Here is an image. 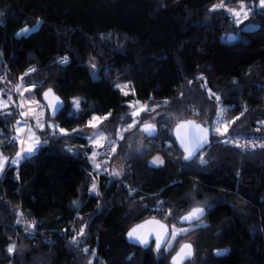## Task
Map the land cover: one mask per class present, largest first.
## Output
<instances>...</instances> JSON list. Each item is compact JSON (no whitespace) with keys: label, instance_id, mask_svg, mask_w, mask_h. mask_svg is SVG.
<instances>
[{"label":"trees","instance_id":"obj_1","mask_svg":"<svg viewBox=\"0 0 264 264\" xmlns=\"http://www.w3.org/2000/svg\"><path fill=\"white\" fill-rule=\"evenodd\" d=\"M256 1L0 0V91L8 99L0 107V264H172L185 243L192 257L184 264H264V11L252 9L251 30L231 15ZM88 47L95 72L81 60ZM18 80L38 103L53 91L63 108L28 121L40 145L12 165L23 117ZM121 81L128 95L115 87ZM74 98L83 103L73 116ZM134 103L145 106L141 117L164 114L152 136L137 126L140 144L130 139L134 129L117 138ZM93 118L116 145L98 174V196L89 193L85 132ZM187 121L210 132L190 160L173 136ZM152 156L163 163L149 165ZM197 207L203 218L169 248L172 236L159 249L127 238L149 219L183 228L180 218Z\"/></svg>","mask_w":264,"mask_h":264},{"label":"rangeland","instance_id":"obj_2","mask_svg":"<svg viewBox=\"0 0 264 264\" xmlns=\"http://www.w3.org/2000/svg\"><path fill=\"white\" fill-rule=\"evenodd\" d=\"M249 9H250V11H248V16L246 19L244 18L243 12H241L239 17L234 16L233 11H232L231 15L233 16L234 21H236V24H239L242 22L243 28L251 30V29L255 28V25L247 24L246 21H248V19H250V16H251L250 14H251L252 9H257V11L262 12V11H264V8L260 7V0H257L252 8L251 7H249V8L245 7L246 11ZM235 11H240V8L238 10H235ZM35 29H36V27L31 29L30 31H33ZM81 60L93 72L96 71V69L99 65L98 61L92 57L90 47H88L86 53L81 57ZM115 87L117 89H119L123 95H128L130 93L129 87H128L127 83H125V82H122V81L118 82L117 84H115ZM16 93H17L18 101L20 102V105L22 107V111H23L22 113H23L24 119H23V117H22V119H19L16 123V126H15V139L18 141V143L20 145V153H19V157L16 160H14L13 162H11L12 165H16L19 162V160L22 159V155L24 153H25V156H27V157L34 155L35 152L37 151L39 145H40L39 139L36 136L34 128L31 125H29V123H28V121L32 117H35V120L37 121V122L35 121L36 124L38 123V121L41 120L40 118H38L32 114V109L36 104H38V101H36L31 96L27 95L26 91L23 88H21L20 85H19V90ZM74 101H79L78 107L74 103ZM82 103H83L82 100L79 98L71 99L69 114L73 115V116L76 115L77 112L79 111V109L81 108ZM7 104H8V99H4L2 97L1 91H0V107L3 108L5 106H7ZM145 109H146L145 106H143L139 103H134L131 105L132 121L127 126L121 128V130H119V132L117 134L118 139L121 138V136L124 134V132L131 131L134 129L130 139L132 142H134L136 144H140L143 140V135L141 132H138L137 126L139 127L140 125H143L145 127L147 125H155L164 116L162 111H156V112H153L154 114H152L148 117H146V116L141 117L140 114L143 111H145ZM100 121L101 120L99 118H95V119L93 118L92 120H90L88 122V125L85 129V132L87 134L86 135L87 139H88L90 147L92 149V152L87 154V158H88V161H89V163L93 169V172L96 175H98L101 172L108 170L104 165L106 163V160H108V158L113 153V151L115 150V147H116L115 143L112 141L106 143V137L100 128ZM36 124H35V126H36ZM215 126H216V129H214V131H217L220 133L223 132L224 124L222 123L221 118L218 117V120L215 122ZM29 148H31L32 151H28ZM157 158H159V157L158 156H152L148 160V164L152 165V166L161 165V163H159V162L153 163V161L157 160ZM159 161H162V160L159 158ZM5 164H6V160L2 156H0V176H1V173L4 169ZM111 171L114 174L119 173V169L116 166V164L112 165ZM188 229H189V226H186L183 228L173 226V229L170 230V237L172 236V239L169 242L167 247L169 248L173 242V239H174L173 233L174 232L179 233L178 235H182L185 233V230L187 231ZM178 235H176V236H178ZM189 242L193 243V240H189ZM10 247L13 248L12 243H10L7 246V251Z\"/></svg>","mask_w":264,"mask_h":264},{"label":"water","instance_id":"obj_3","mask_svg":"<svg viewBox=\"0 0 264 264\" xmlns=\"http://www.w3.org/2000/svg\"><path fill=\"white\" fill-rule=\"evenodd\" d=\"M234 38H235L234 35H230L227 38V40L232 41ZM46 93H49V90L45 91L42 94L41 101L47 107L49 116L54 118L62 110L63 102L57 95L53 93V91H51V94L47 96L45 95ZM54 105L56 106L55 109L53 107ZM150 126L152 129L151 134L148 131L144 130V132L148 136H152L155 132L154 127L152 125ZM202 130H206V131H202ZM173 136L175 138V141L178 147L180 148L181 151H183L185 156L188 155V151H192L193 153L192 156L187 160L194 158L198 153H200L203 149H205L208 146L209 140H210L209 130L195 123L194 121L182 122L176 125L175 128L173 129ZM192 210H190L188 213H186L180 218L179 223L181 225L185 227L190 226L194 223L199 222L203 218L204 210H203V214L198 219H192V220H187V221L184 220L183 218L187 216ZM161 225H163L164 227H161ZM133 229H135L136 232L134 234V238H130L129 233L132 232ZM165 229H167V232L165 231ZM135 237H139V239ZM127 238L132 244H135L141 247H146L150 243L153 242L155 247H157V243H159L160 245L159 248H162L169 241L170 228L165 223H162L155 219H149L133 227L131 230H129V232L127 233ZM141 239H146L147 244H142L140 242ZM185 244L190 245L189 243H185ZM183 245L178 249V251L172 257V260H171L172 264H173V258L177 256V253L180 252V249L183 247ZM216 254L221 255L223 254V251H217ZM191 257H192V247H191V256L184 259L182 261V264H184Z\"/></svg>","mask_w":264,"mask_h":264},{"label":"snow or ice","instance_id":"obj_4","mask_svg":"<svg viewBox=\"0 0 264 264\" xmlns=\"http://www.w3.org/2000/svg\"><path fill=\"white\" fill-rule=\"evenodd\" d=\"M219 7H223V4L219 5ZM260 7H261V8H264V0H260ZM248 11H250V9L246 11V10H245V5H244L243 3H241V4H240V11H235V10H233V15L236 16V17H239L240 14H241V12H243L244 18L246 19L247 16H248ZM22 32L26 33V32H28V29H24V30H22ZM18 35H19V34H18ZM66 62H67V61H66V58H65L64 60L61 61V63H66ZM49 94H51V90H49V93H46L45 95L47 96V95H49ZM74 103L77 105V107L79 106V101H74ZM53 107H54V109H55L56 106L54 105ZM94 119H95V118H94ZM189 123H191V122H189ZM144 130H145V131H148V132L151 134L152 129H151V126H150V125L145 126V129H144ZM202 131H206V130H202ZM197 146H199V145H197ZM28 151H32V149L29 148ZM192 154H193L192 151H188V155L185 156V159H189V158L192 156ZM157 162H159V163H163V161H159V158H157V160H154V161H153V163H157ZM94 188H95V186H93V190H94ZM202 214H203V209L197 207V208H194V209H193V210H192L187 216H185L183 219L186 220V221H187V220H192V219H198ZM161 227H164V226L161 225ZM165 231L167 232V229H165ZM185 231H186V230H185ZM135 232H136V230L133 229V231L129 233V237H130V238H134V234H135ZM178 234H179V233L174 232V233H173V238H175V236L178 235ZM135 238L139 239V237H135ZM140 242H141L142 244H147V240H146V239H141ZM159 247H160V245H159V243H157V249H159ZM186 250H187V251H186ZM8 251L11 253V252L13 251V248L10 247V248L8 249ZM190 256H191V245L185 244V245H183V247L180 249V252L177 253V256L173 258V264H182V261H183L184 259H186L187 257H190Z\"/></svg>","mask_w":264,"mask_h":264},{"label":"built area","instance_id":"obj_5","mask_svg":"<svg viewBox=\"0 0 264 264\" xmlns=\"http://www.w3.org/2000/svg\"><path fill=\"white\" fill-rule=\"evenodd\" d=\"M63 64V63H62ZM34 72V68L30 67L26 70L25 75L31 74ZM6 82V79L3 75L0 76V83ZM20 81L18 80L13 84L14 90L17 92L19 90ZM32 114L40 119H43L47 116L48 110L44 103L40 102L36 104L32 109ZM94 175V182L89 187V193L98 196L99 195V176L92 172ZM93 186H95L93 190Z\"/></svg>","mask_w":264,"mask_h":264},{"label":"crops","instance_id":"obj_6","mask_svg":"<svg viewBox=\"0 0 264 264\" xmlns=\"http://www.w3.org/2000/svg\"><path fill=\"white\" fill-rule=\"evenodd\" d=\"M24 158H28L27 156H25V153L22 155V159H24Z\"/></svg>","mask_w":264,"mask_h":264}]
</instances>
